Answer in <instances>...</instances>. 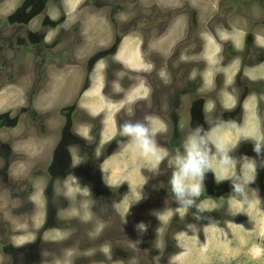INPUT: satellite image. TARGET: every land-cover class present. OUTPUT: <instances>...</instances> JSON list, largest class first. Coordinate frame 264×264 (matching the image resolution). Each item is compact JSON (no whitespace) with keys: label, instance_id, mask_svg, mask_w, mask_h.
Returning <instances> with one entry per match:
<instances>
[{"label":"rangeland","instance_id":"obj_1","mask_svg":"<svg viewBox=\"0 0 264 264\" xmlns=\"http://www.w3.org/2000/svg\"><path fill=\"white\" fill-rule=\"evenodd\" d=\"M14 31H24L25 36L9 39ZM165 32L170 37L176 33L168 63L148 49L162 48ZM130 44L141 48L148 63L167 68L148 74L156 90L155 110L169 126V136L161 141L171 146L170 154L200 122L208 131L222 124L215 137L226 148L225 171L232 182L245 177L254 181L244 185L247 200L231 193L229 180H219L221 154L214 146L213 172L205 175L197 201L209 206L206 212L178 208L169 185L172 172L161 173L157 182L166 185L162 190L150 186L144 191L133 184L129 189L125 183L108 186L112 181L101 179V153L107 151L101 149L97 120L92 135H76L77 145L70 152L78 169L73 176L79 179L78 186L76 181L65 183L70 196L58 190L62 187L58 178L55 183L48 181L46 190L52 183L63 199L43 196L44 212L36 204L34 213L27 212L34 204L23 188L26 183L20 181L21 174L6 175L7 163L0 161V264H14L21 257L32 261L28 264H264V0H0V113L11 111L14 125H19L16 130L14 125L0 129V157L5 152L10 163L22 153L20 142L13 152L4 142L11 144L25 130L23 107L30 112L28 124L57 127L44 145L50 162L60 125L66 122L63 114L71 112L74 120L81 114L77 98L92 72L106 67L108 84L116 72L125 77L122 83L132 76L116 61L121 45ZM241 65L248 75L246 84L244 75L235 83ZM20 74V87L3 85ZM200 77L205 88L221 84L222 91L219 98L206 97L207 114L202 118L196 115L199 97L194 91ZM245 87L252 96L243 107ZM27 92L28 97H23ZM54 95L55 103L50 102ZM240 108L246 111L242 119L240 114L224 116ZM143 110L141 105L134 122H142ZM249 110L256 115L252 117ZM60 116L62 123H56ZM128 121L121 116L120 124ZM29 131L35 133L32 127ZM254 143L262 147L259 154ZM161 169L172 171L165 164ZM83 180L90 183L86 188ZM82 191L89 195L86 206L79 197ZM20 213H25L24 219ZM36 216L40 223L26 240L32 243L26 248L14 245L20 225L32 229Z\"/></svg>","mask_w":264,"mask_h":264},{"label":"crops","instance_id":"obj_2","mask_svg":"<svg viewBox=\"0 0 264 264\" xmlns=\"http://www.w3.org/2000/svg\"><path fill=\"white\" fill-rule=\"evenodd\" d=\"M165 33L166 40L162 41V48H156L153 46L148 47V49H151V52L155 51L156 54L160 55V58H164V60L168 63V61L173 58L171 48H175V40L173 39L176 37V33H174L171 37L167 35L168 32ZM180 35L181 34L177 36ZM121 46H124V48H119L121 51H118L117 54L119 57L116 58V61L118 60V64L123 65L124 68H126L125 70L130 69V75L132 76L128 78L126 83H122L121 80L125 77L121 79L119 73L116 72V75L114 73V78L110 80V84H108L109 81L107 80L108 77L106 74V67H103L102 72L99 71L95 74L96 68L91 74L88 86L85 87L83 92L79 94L77 98L78 110L81 114L76 117L73 131L76 135L88 137L92 135L96 123L95 121L98 120L97 123L100 125L101 129V147L103 146L101 149L107 151L105 154H102L103 152L101 153L103 156V160L101 162V179L103 178V180H107V182L112 181L108 183V186L111 184L114 185V187H119L121 184L125 183L129 186V189L131 184H133L135 186H140V189L144 191L150 186H153V188L157 187L162 190V188H165L166 185L159 186L160 183L157 181L161 179L160 177H163L162 174L164 175L172 172L170 170L163 171L161 169L164 164L167 166V161L165 160L164 162H161L159 165L160 173L158 172L154 174L152 171H149L152 164L143 158L137 151L127 147L123 142L125 139L119 143V139L121 138L118 137L121 125V116L124 118L126 116L127 119L130 121L133 120L134 122L138 117L139 107L143 105V107H145V110H143L145 113L140 115L142 122L144 121L145 116H151L159 123V125H162V131L155 137V141L162 150L168 152L169 154L171 153L172 149L161 141L163 138L169 136V126L162 114L155 110L154 104H156V90L154 89L152 78L149 76V74L154 75V70L158 69L157 73H159L167 68H158V66H154L155 64L157 65L156 62L155 64L153 62L148 63L143 57L145 55H142L140 52L141 48H138L137 50L136 47L131 46V44L129 46ZM142 53L145 54V52ZM151 61H154L153 58H151ZM73 64L74 62L69 63V65ZM159 69L161 70L159 71ZM134 72L140 73L141 76H136L133 74ZM56 97L57 96L54 95L53 100L50 98V102L52 101L55 103L56 99H58ZM46 98L45 101L49 100L48 97ZM62 101L63 100H60L59 102ZM151 103L153 104V107ZM61 106L62 105H60V107ZM60 117L57 118L56 123H62L63 118ZM61 127L62 125H60V128ZM28 142L27 149H25L28 152L27 168L30 170V168L33 169L34 166L33 158L36 156L37 139L34 137L29 139ZM73 181H76V185L78 186L77 183H79V179H75ZM45 182H47L46 178H39L35 182V190L31 196V201L36 204V208L39 209V212L43 211L42 197L46 189ZM66 186L67 185H64L62 190L67 195L71 196L72 193L69 190L66 191ZM145 186L146 188H144ZM61 195L62 192H57V196L63 199ZM79 197L84 200L82 204L86 206L89 195H87L85 191H82ZM32 222L34 223L32 229L24 224L20 225V231L16 232V234L20 235L18 238L21 241L27 237V232H34L36 226L40 222L39 216L34 217Z\"/></svg>","mask_w":264,"mask_h":264},{"label":"flooded vegetation","instance_id":"obj_3","mask_svg":"<svg viewBox=\"0 0 264 264\" xmlns=\"http://www.w3.org/2000/svg\"><path fill=\"white\" fill-rule=\"evenodd\" d=\"M19 15H21V14H19ZM1 21H2V19H1ZM11 34L8 36L9 39H13L14 37L17 36L18 40H21L19 38H22V37L25 36L24 31H21L18 34L14 31L13 34L12 35ZM223 52H224V54H227V48L226 47H225V50ZM245 67H247V66H245ZM250 67H252V66L250 65ZM243 69H244V67H243V65H241L240 69H239V72L235 73V75H236V78H234L235 79V83H237V82L240 83L241 82L240 79H239L241 75L245 76V77H243L244 78L243 79L244 80L243 83L246 84V82L248 81V75H247V73L245 74L242 71ZM10 71L11 70H8V72H10ZM8 72H7V74H8ZM21 80H22V74H20L19 77L15 79V81L6 80V82L3 85H12L14 87H20L19 82H21ZM197 82H198V84H196L197 88L194 90L196 92V95L199 97L198 104L196 105V106H198V108H197L198 111H196V115H197L198 118H202L203 115L207 114L206 113L207 111L205 112V109H204L205 104H206V97L215 96V97L219 98V93H221L222 91H221V84L218 87H216V88L213 85L212 87L207 89V88H205L206 86H204L205 85V81H203V78L200 77V79L197 80ZM217 85H218V82H217ZM42 89H40L39 92L42 91ZM243 90L245 91V96H242L244 98L242 106L244 107V104L245 103L247 104L248 97L252 96V94L249 93V90H248L247 87H245ZM28 95L29 94L27 92L25 95H23V97H28ZM39 96L40 95H37L36 98L39 97ZM154 105L156 107V104H154ZM248 106L250 108V104H248ZM20 110H21V112L27 111V114L23 117V119L25 120V123H24L25 130L22 131L20 138L17 137L15 139H11L10 140V141H12L11 144H7L4 141H2V142H4L5 143V147L6 148H10L12 150V152L14 150L13 146L15 145V143L20 142L21 143L22 153H21V155H18V156L16 155L17 157L13 158L12 161L9 163V160H7L8 158L6 157L7 155L3 156V155H5V152H4L3 154H1L2 156L0 157V161H4L3 163H7L6 164V169H5V171H6L5 174L6 175H11V176L13 175L14 176L16 174H21L20 181L26 183V187L23 186V188L25 189V191L26 190L28 191V198H30V200H31V196H32V194L34 193V190H35V185H36L35 182L39 178H46L47 182L49 181V182H54V183L57 181L56 178H58V180L61 182V185H62V187L58 188V190H61L64 187L66 182H70V181L75 180L76 177H73V176L74 175L77 176L78 169L76 168L77 166H74V164L72 163V161L70 159V157H71V153L70 152L77 145L76 144V138L77 137H76V134L73 131L74 123H75L74 121L75 120L71 117V114H70L71 112L70 113L66 112L67 114L66 113L63 114V117L65 116L66 122L63 123L62 127L60 128L61 132H59V134H60L59 141H58V143H56V146L53 147L54 149L52 148V150H51L52 154L50 156V160L51 161L50 162L48 161V163H47V157H46L47 154L46 153L48 152V150L45 148L44 145L47 142L46 139H49L52 135H54L53 133L57 132V130H56L57 128L55 129L54 128L55 126L54 127H50L49 125L46 126L44 124L38 125V126L37 125H31L32 123L28 124L29 123V113L30 112H28V110H25L23 107H21ZM242 110L243 109L240 108V110H238V111H240L241 113L240 112H236V113L235 112H231L230 114H225L224 116L225 117L229 116L231 118L232 117L235 118L236 114H240V117L242 119V117L245 116V114H246V111H242ZM250 111H251V116L254 117L256 115V112L254 114V112L252 110H249V112ZM217 113H218V111H215L213 116L216 115ZM11 115H12L11 111L0 113V129H2V130L3 129H7L6 127H8L9 125H14V121H13V118L11 117ZM231 121L234 122L233 120H231ZM200 123H201L200 126L203 128V125L205 123H203V122H200ZM216 124H217V122L214 123V124L211 123L210 126L216 125ZM219 125L220 126H217V128H214L213 130H210V131H208L209 130L208 127L203 128V129L206 132H208L210 135L215 137L216 134L218 133V131L219 130L221 131V129H219V128L222 126V124H219ZM30 126L32 127V129L34 130L35 133H31L32 131H29L31 129ZM18 127H19V125L16 124V125H14L13 128H15V130H16ZM9 133L13 134L14 132H9ZM5 134H7V131H5ZM34 137L38 139L37 140V144H36V146H37L36 147L37 148V151H36L37 157H36V159L34 161L33 169L30 168V170H28V168H27L28 152H27L26 149H27V146H28V143H29L28 140L31 139V138H34ZM0 138H1V136H0ZM223 139H225V137ZM41 140H45L43 142V145H42L43 146L42 150H40V148H41L40 141ZM119 140L122 141V139H119ZM164 144H166L171 149V146L167 142H164ZM83 145H85V142H82V146ZM52 156H54V157H52ZM85 165H86V163H85ZM48 166H50V168H48ZM86 171H89V169H86ZM84 174H85V172H84ZM14 180L18 181L17 179H14ZM47 182H45L46 187L48 186ZM84 182L85 181L83 180V184L82 185L84 186L83 188H86L87 185L90 184V183L86 182L84 184ZM8 185L11 186L10 183ZM93 188L94 187L90 188L91 192L93 191ZM107 189H108V187H107ZM57 192L58 191L53 190L52 183H51V188L48 189V190L45 189V192L43 193V196L46 198V196L51 195L52 198L55 199V197H57ZM31 202H33V201H31ZM33 204H34V202H33ZM43 205H44V200H43ZM56 206L58 208V203L56 204ZM34 209H35V204L33 205V207L31 206L30 209L27 210V212L28 213H30V212L34 213ZM43 211H44V207H43ZM19 215L22 216L21 218L24 219L25 213H20ZM43 215H44V213H43ZM21 221H22V219H21ZM26 226L28 227V225H26ZM28 233H32V232H27L26 233L27 237L24 238L22 241L18 238L19 237L18 236L16 238V240L13 242V244L18 246L19 248H21L22 246H23V248L28 247V245L32 243V242L28 243L26 241L28 238H30ZM24 242L27 243V244H24ZM28 263H32V261H29V259L27 257H21L14 264H28Z\"/></svg>","mask_w":264,"mask_h":264},{"label":"clouds","instance_id":"obj_4","mask_svg":"<svg viewBox=\"0 0 264 264\" xmlns=\"http://www.w3.org/2000/svg\"><path fill=\"white\" fill-rule=\"evenodd\" d=\"M162 131L159 125L151 116H145L143 122H125L120 125L119 136L126 138L125 145L137 151L143 158L148 160L152 167L149 171L154 174L159 172L161 162L167 161V165L172 169L169 185L172 196L181 209H196V213H203L209 210V206L197 203L202 193V185L205 175L213 172L212 147L221 154L219 180H229L231 182V193L237 195L239 200H247L245 184L247 178L239 182H232L231 177L225 171L224 165L229 163L225 145L216 137L210 135L201 126H197L193 134L184 140L174 155L162 150L156 143L155 137ZM261 145L254 143V151L261 152ZM200 219V216H196ZM139 227V226H138ZM192 227V225H189Z\"/></svg>","mask_w":264,"mask_h":264},{"label":"bare ground","instance_id":"obj_5","mask_svg":"<svg viewBox=\"0 0 264 264\" xmlns=\"http://www.w3.org/2000/svg\"><path fill=\"white\" fill-rule=\"evenodd\" d=\"M39 220V219H38ZM36 224V223H35ZM33 225H34V223H33ZM37 225V224H36ZM23 238V237H22ZM54 242V241H53ZM58 254V253H57ZM44 263V262H43ZM74 263V262H73Z\"/></svg>","mask_w":264,"mask_h":264}]
</instances>
